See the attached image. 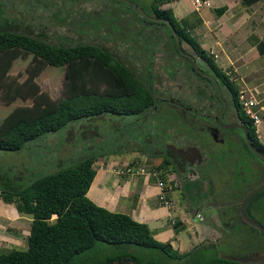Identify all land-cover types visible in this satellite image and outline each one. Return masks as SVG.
Instances as JSON below:
<instances>
[{
  "label": "trees",
  "instance_id": "16d2710c",
  "mask_svg": "<svg viewBox=\"0 0 264 264\" xmlns=\"http://www.w3.org/2000/svg\"><path fill=\"white\" fill-rule=\"evenodd\" d=\"M168 1L171 0H152L151 10L145 13L167 19L172 23L174 31L168 23L140 14L142 21L155 25L165 24L169 29L167 34L178 52L176 37L191 45L194 53L208 64L218 84L226 86L232 104L247 124L254 146L264 154V142L256 132V124L245 113L239 100L237 82L201 46L190 31L191 22L187 18L178 19L171 10L160 8L161 4ZM255 1L258 0H240L244 5ZM225 8V5L216 7L215 13L220 14ZM0 14V101L8 104L17 98L31 99L29 103L14 105L0 120V150L18 151L28 148L31 143L50 132L64 130L68 135L69 126L81 120H86L85 126L88 127L92 120L99 121L96 120L98 116L110 119L108 115H133L142 119V115L151 113L152 109L162 108L158 103L160 98L154 94L149 80L140 77L134 67L116 57L105 45L90 41L67 44L49 42L30 32L8 27V15L4 14L1 7ZM118 19L125 22L121 16ZM101 23L92 22L93 29H97ZM142 32L141 28L135 26L131 32L123 31V34L141 35ZM150 34L148 32L147 36ZM129 38H133L132 34ZM259 51L264 52V40L259 43ZM28 55L31 60L25 68L27 74L23 79H18L9 72V68L14 59ZM185 58L193 65L192 58ZM47 65L63 68L61 93L58 97L51 96L36 80ZM194 70L204 77L200 71ZM173 72L169 69L171 75H174ZM92 143H87L89 151L83 156L67 147L56 159L52 171L39 172L37 169L40 166L37 165L26 169L25 177L22 171L17 174L15 170L4 171L0 176V198L5 202H13L18 212L31 214L27 246L0 250V264H172L183 258L185 261L180 264H261L245 263L238 257L221 254L194 260V248L180 253L171 246L170 241L155 238L146 222L97 204L87 195L96 174L94 162L98 156L117 154V151H96ZM214 149L217 153L221 152L218 150L220 148ZM217 153L215 151L211 154L209 163L218 165L216 158L221 159L223 156ZM170 163L172 160L169 157H156L152 164L160 170L161 167L167 168ZM242 166L235 165L233 174L232 169L230 171L231 175L237 177L235 182L240 181L238 184L227 179L226 188L237 197L244 190V180L250 183L255 178H246ZM34 170L39 173L32 174ZM160 177L165 179V172ZM260 193H264V188L252 194L245 203V213L250 218H254L252 208L256 206ZM236 212L239 221L241 216L238 207ZM174 220V227H179L182 221L179 218ZM252 229L258 231L256 227ZM256 243V250H261Z\"/></svg>",
  "mask_w": 264,
  "mask_h": 264
},
{
  "label": "rangeland",
  "instance_id": "374dc122",
  "mask_svg": "<svg viewBox=\"0 0 264 264\" xmlns=\"http://www.w3.org/2000/svg\"><path fill=\"white\" fill-rule=\"evenodd\" d=\"M121 1L0 0V7L4 9V14L8 15L7 26L10 28L13 26L15 30L30 32L49 42L67 44L76 41H90L105 45L116 57L134 67L140 77L149 80L148 83L152 87L154 94L160 98L158 103L162 107H158L156 110L152 109L151 113H145V115H142V119L133 115H118L115 117L108 115L110 119L106 118V116H98L96 120L101 122L100 125L98 124L99 121L95 122L92 120L89 123L90 127L85 126L87 125L86 120H81L69 126L68 135H66L64 130L54 133L50 132L43 138L31 143L28 148L18 151L0 150V176L4 171L12 172L15 170L17 174L22 171L25 177L27 176L26 169H29L30 166L32 169L33 166L37 167V165L40 166L37 169L39 172L52 171L56 166V159L59 158L61 152H65L67 147L78 153L77 155L81 154L80 156H83L89 151L87 143L92 141L93 149L96 151H117V154L98 156L94 166L97 169L101 166L113 169L112 172L117 173H114V176L117 175L122 181L136 175H143L148 178L146 171L154 165L152 164L153 160L156 157L161 159L169 157L172 163L167 165L175 171L172 174L168 173V175H175L177 181V186L170 190L169 194L174 200V207L177 206L179 208L180 216L178 218H182L185 215L184 217H188L190 223L184 222V225L181 223L179 227H187L189 224L188 227L208 228L202 233L203 235L205 234L204 240H201V243L194 248V260L213 257L224 252L226 256L238 257L245 263L260 262L264 264V260L256 257V254L254 256H244L258 248L255 240V235L257 234L250 236L253 231L252 227H247L242 222H239L236 212V207L239 206L243 193L247 188L238 197L231 195L230 190L226 188L228 187L226 176L229 177L230 172L227 171V175H225L217 171V168H215L217 165L209 162L205 163L202 160L201 153L209 149L212 154L214 147L211 144L201 146L198 142L197 144L189 140L190 138L186 137L188 128L184 125L182 127L179 115L177 113L172 114L167 110L171 106L176 111L175 107L172 106L174 102L166 100L167 97H175L185 99L192 107L206 111L204 107L210 102L211 98L207 96L201 98L198 87L205 89V93L207 95L212 94L213 97L215 93L214 87L197 73L195 75L188 71L191 63L175 49L173 40L168 36V27L165 24L155 25V23L151 24L142 21L140 17L142 13L132 5V3H136L143 11H150L152 0H130V3L127 2L128 0H124L125 2ZM170 7H174V4ZM213 9L212 7L211 9L203 8L200 11L203 15L202 21L196 19L195 11L188 15L182 13L178 17H186L190 22H197L195 28L192 29V34L200 41L202 40L201 38L206 39L212 35L209 33V26L203 19L210 24L215 17ZM56 11H58V14ZM120 16L123 17L125 22L118 19ZM98 21L102 23L97 29H93L92 22ZM135 26L141 28L144 31L142 32L143 34H123V31L131 32L133 27L135 29ZM148 32L151 33L150 36H147ZM131 34L133 36L132 39L129 38ZM65 35H67V38H65ZM216 35L221 40L222 34L216 32ZM212 41L209 40L207 42L209 47L213 45ZM221 41L225 42L227 39ZM182 47L184 51L193 53V48L189 43L183 41ZM204 49L214 56V52L210 53L208 47ZM215 58L216 56H214ZM30 60V55L14 59L9 72L18 79H23L27 74L25 68ZM197 60L201 64L202 59L197 58ZM217 63L225 72L228 71L231 78L239 81L240 87L242 86L243 80H240L238 75L233 70H230L228 62L223 59V55H218ZM169 69L174 71V75L169 73ZM36 78L41 88L47 89L51 96L58 97L60 95L63 78V68L61 66L47 65ZM251 78V76L245 77L244 82L248 83ZM225 87L222 85L221 89H219L224 96L229 97ZM242 88L245 87L243 86ZM245 94L248 95L247 93ZM162 98H165V100ZM225 101L229 105L230 99H225ZM29 102H31V99L23 100L20 98L8 104L0 101V120L14 105ZM231 108L229 112L227 111V116L233 118L235 116L233 115V108ZM79 126L83 128L80 130ZM261 130L262 128L260 127ZM261 133L259 138L264 141V131L262 130ZM210 153H208V156ZM136 159L140 160V164L145 168L143 173L138 172L139 174L134 173L133 175L123 176L122 174L124 173H119L121 171H118L121 168L114 167V165L122 166L128 161ZM216 159L219 158L217 157ZM113 161L115 163H112ZM106 162H110V165ZM231 164L229 163V168ZM200 166H202V171ZM261 166H264V163H261ZM209 168H211L208 174L211 176L210 180L208 176L203 175ZM223 169L225 170V167ZM39 172L34 170L31 173ZM247 172L248 170L245 169L244 173L246 174ZM105 176L109 177L112 175L106 172ZM261 178L253 183L262 181ZM228 179H231V183L234 184L240 182H235L237 177L234 175H231ZM187 182L190 183L187 184ZM245 183L247 182L245 181ZM0 184H2L1 178ZM187 211L189 212L187 213ZM197 211L204 218H197ZM200 214L198 217L201 216ZM252 215L264 223V203L262 206H254ZM168 221L166 220L167 223ZM30 222L31 214L18 212L13 202H5L0 198V250L26 247V236ZM170 226L172 227V225ZM192 230V228H186L185 231L187 233L188 231L192 232ZM185 231L184 228L178 231L179 239ZM258 236L260 238L258 244L262 249L263 235L259 234ZM171 240L175 244L173 245L170 241L173 248L180 253H182L181 250L185 251V249L176 246L179 244L176 243L175 239Z\"/></svg>",
  "mask_w": 264,
  "mask_h": 264
},
{
  "label": "crops",
  "instance_id": "0c3cea01",
  "mask_svg": "<svg viewBox=\"0 0 264 264\" xmlns=\"http://www.w3.org/2000/svg\"><path fill=\"white\" fill-rule=\"evenodd\" d=\"M210 1L212 8H214L215 17L210 24L204 19L203 21L209 26V33L214 34V36L210 34L211 36L209 35L210 37L206 38L207 40L201 37L202 40L199 41L198 38L197 40L202 47H208L210 53L214 52L216 63L218 55H223V59L228 62L230 70H233L240 80H243L240 87L239 81L234 79L237 82L239 92L242 91L245 97H254L257 100L254 109L257 110L260 117L262 116L256 127V132L260 136L261 131H264V52L260 53L259 51V43L264 40V0L255 1L250 5L242 4L240 0ZM172 4H174V7H170ZM224 5L226 8L223 12L220 14L215 13L216 7ZM161 8L171 10L178 19H181L178 16L182 13L188 15L192 11L194 12L190 0H171L163 3ZM196 15V19L202 21L203 15L200 12H196ZM195 23L191 22V33L197 25V22ZM216 32L222 34L221 40L225 41L227 39V41L219 40L220 38L216 35ZM209 40H213V45L210 47L207 43ZM214 56L212 57L214 58ZM250 76L252 78L248 80V83L244 82L245 77ZM243 86L245 88H242ZM260 127L262 128L261 131ZM106 163L110 165V162ZM166 167L160 168V175L162 172L167 171V177L172 168L170 166ZM112 170L102 166L99 169L96 168V174L87 191V195L93 201L110 210L125 212L136 220L146 222L155 238L162 241H168L170 238L175 239L176 243L180 245L176 246L185 249V251L181 250L182 252L195 248L201 243V240H204L205 234L202 233L208 228L188 227L190 223L188 217H184L185 215L179 219L183 225L184 222L189 223L185 227L192 228V232L188 231L186 233L185 227H174V219L180 216L179 208L177 206L168 208L159 202L157 195L160 189L154 177L145 178L143 175H136L122 181L117 175L114 176L115 172H112ZM106 172L112 176L106 177ZM122 175L128 174L124 173ZM166 220H169L168 223ZM183 228L185 232L179 239L178 231L183 230ZM173 245L175 244L173 243ZM221 255L226 256V253L222 252ZM184 261L183 258L174 261L172 264H180Z\"/></svg>",
  "mask_w": 264,
  "mask_h": 264
},
{
  "label": "flooded vegetation",
  "instance_id": "af4514ba",
  "mask_svg": "<svg viewBox=\"0 0 264 264\" xmlns=\"http://www.w3.org/2000/svg\"><path fill=\"white\" fill-rule=\"evenodd\" d=\"M176 39L178 43L179 53L184 57L186 56V57L192 58L193 65L190 66V70L188 71L192 72L195 75H196V71L194 69H197L198 71H200L204 77H201L200 75L199 76L209 81V83L212 84V86L214 87L215 93H214V97L212 94L207 95L205 93V89L198 87V90L200 89L198 92L200 93L201 98L204 96L211 98L210 102H208L204 107L206 111H201L199 110V108L192 107V105L188 103L185 99H180V98H175V97H167L166 100H170L174 102L172 106L175 107L176 111L171 106L167 110H170L169 112L172 114L177 113L179 115L182 121V127L184 125L185 127L188 128V131H187L188 135L186 137H189L190 138L189 140L194 141L195 143L198 142L199 145L201 146L203 145L206 146L208 144L209 145L211 144L212 147L214 148H220L218 150L221 152H218V155H222L223 157H221V159H217L216 163H218V165L215 168H217L218 172H222L225 175H227L226 172L227 171L230 172L231 171L230 168H231L232 169L231 174H233L235 165L236 166L243 165L242 170L244 169L248 170L246 174L244 173L246 178L250 176H255V178L250 183H245V180H244V183H243L244 190L247 188L245 192L243 190L244 192L243 194L245 195L251 189L257 187L261 183H264V166H261V163H264V160H263L264 154L254 146L253 141L251 137L249 136V133L246 127L247 124L242 119L241 114L237 112L236 107L232 104L231 94L227 90L225 85L224 87L228 91L229 97L224 96L222 94V91L220 90L222 84H218V80L212 73L211 69H209L208 64L204 60H202V62L199 60L201 62V64H199L197 62L198 61L197 58L198 59H202V58L201 57L199 58V56L194 53V50H193V53L184 51L182 47V42L184 40L181 41L177 37ZM179 44H180V47H179ZM162 99L165 100V98H162ZM225 99L226 100L230 99L229 105L225 101ZM231 107L233 108L234 112L233 111H230V112H233L234 114L233 113L232 114L235 116L233 118H230L229 116H227L229 109ZM196 138L198 139L196 140ZM214 148L213 150L215 152L216 149ZM210 152L211 150L208 149V150H205L204 153H201L202 160H204L205 163H207L209 161L208 160L209 157H211ZM208 153H210L209 156H208ZM229 163H232L230 165V168L228 167ZM223 167H225V170L223 169ZM207 173L209 174V171ZM208 174L203 173V175L208 176L210 180L211 176H209ZM231 174H229V177L231 176ZM260 178L262 181L258 183H253V182L260 180ZM226 179H228V176ZM189 183L190 182H187V184ZM258 201H261V202H258ZM263 203H264V193H260L256 199V206H259V205L262 206ZM238 211H239V206H238ZM244 212H245V205H244ZM196 214H198L199 216L200 213L197 211ZM198 218L201 219L204 217L201 215V217H198ZM248 218L251 220L250 222L244 220L241 216V219L239 220V222H242V224L246 225L247 227H256L258 229V231L251 230L252 233H250V236L257 234L255 235V240L256 242H258V240L260 239L258 235L259 234L261 236L263 235V231L259 227H262L264 229V223L262 220H258L256 218L255 219L250 218V217ZM262 239L264 241V235ZM255 254H256V257H259L260 259L264 260V248H262L261 250L254 249L253 252H250L244 256H247V255L254 256Z\"/></svg>",
  "mask_w": 264,
  "mask_h": 264
},
{
  "label": "built area",
  "instance_id": "2783aa9c",
  "mask_svg": "<svg viewBox=\"0 0 264 264\" xmlns=\"http://www.w3.org/2000/svg\"><path fill=\"white\" fill-rule=\"evenodd\" d=\"M190 1L192 3L193 9L197 12H200L203 8H209L211 6L210 0ZM239 100L242 103L245 113L253 119L257 127L260 122V116L257 110L254 109V106L257 104V100L254 97H245L242 91L239 92ZM115 167L121 168L118 169V171H121L119 173L123 172L125 174H139L138 172L143 173L145 169L143 165L140 164V160L137 159L134 161L130 160L124 163L122 166L116 165ZM146 172L149 177H154L156 179L157 186L160 189L157 195L159 202H161L166 207L171 208L173 206V200L169 198L166 193L177 184V181L174 179V175L170 176L168 179H163L160 177L158 169L148 168Z\"/></svg>",
  "mask_w": 264,
  "mask_h": 264
},
{
  "label": "water",
  "instance_id": "95a60500",
  "mask_svg": "<svg viewBox=\"0 0 264 264\" xmlns=\"http://www.w3.org/2000/svg\"><path fill=\"white\" fill-rule=\"evenodd\" d=\"M125 1H127V0H125ZM128 1H129V0H128ZM132 5L135 6V7L138 9V11L142 13V15H145L146 17L151 18V19H154V20L164 21V22L168 23V24L171 26L172 31H174V28H173V26H172V23H171L170 21H168L167 19H165V18H163V17L149 16V15H147V14L145 13V11H143V9H142L141 7H139L136 3H132ZM179 47H180V44H179ZM262 187H264V183H261V184L258 185L257 187L251 189V190H250L248 193H246V194L244 195V197L242 198V200H241V202H240V205H239V213H240V215L242 216V218H243L244 220L249 221V222L251 221V220L247 217V215L245 214V212H244V205H245L246 200L249 198V196H250L252 193L256 192L257 190H259V189L262 188ZM259 228L263 231V235H264V229H263L262 227H259Z\"/></svg>",
  "mask_w": 264,
  "mask_h": 264
},
{
  "label": "clouds",
  "instance_id": "9594fccd",
  "mask_svg": "<svg viewBox=\"0 0 264 264\" xmlns=\"http://www.w3.org/2000/svg\"><path fill=\"white\" fill-rule=\"evenodd\" d=\"M211 7H212V5L209 7L210 9H211ZM194 10V9H193ZM195 11V10H194ZM197 12V11H196ZM210 16V15H209ZM116 166V165H115ZM114 166V167H115ZM152 168H154V167H152ZM159 170V169H158ZM173 171H175V170H172V171H170L171 173L170 174H172L173 173ZM159 175H160V172H159ZM170 176H172V175H170ZM169 175L165 178V179H168L169 177H170ZM174 179H175V175H174ZM176 180V179H175ZM177 185H175V186H173V188L172 189H174L175 187H176ZM171 189V190H172ZM169 192H170V190L166 193L167 194V196L169 197V198H171L172 200H173V198L169 195ZM174 200H173V206L171 207V208H173L174 207Z\"/></svg>",
  "mask_w": 264,
  "mask_h": 264
}]
</instances>
